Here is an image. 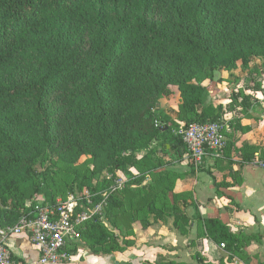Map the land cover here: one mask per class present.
I'll return each mask as SVG.
<instances>
[{
	"label": "trees",
	"instance_id": "obj_1",
	"mask_svg": "<svg viewBox=\"0 0 264 264\" xmlns=\"http://www.w3.org/2000/svg\"><path fill=\"white\" fill-rule=\"evenodd\" d=\"M253 58L264 64V0H0V228L27 216L39 193L55 204V164L74 174L85 156L97 163L88 179L110 173L97 184L74 174L68 192L77 194L105 190L117 170L143 172L155 151L137 153L157 142L188 158L172 127L221 121L222 106L204 105L203 81L215 70L252 71ZM174 91L172 117L161 101ZM42 158L51 165L39 170ZM117 197L103 214L112 224ZM194 218L206 239L235 250L220 219L197 209ZM102 219L86 221L80 239L107 253L119 241Z\"/></svg>",
	"mask_w": 264,
	"mask_h": 264
},
{
	"label": "crops",
	"instance_id": "obj_2",
	"mask_svg": "<svg viewBox=\"0 0 264 264\" xmlns=\"http://www.w3.org/2000/svg\"><path fill=\"white\" fill-rule=\"evenodd\" d=\"M249 68L215 70L203 82L204 105L222 106L226 146L221 156L206 155L198 170L167 143L143 172L136 167L115 171L124 180L116 191L120 207L113 224L106 216L102 223L117 236L118 248L93 252L80 239L76 260L66 264H264V167L252 161L257 156L264 162V64L253 58ZM170 103L163 100L161 106L174 117L177 109ZM251 148L254 156L248 161ZM149 151L141 149L137 156ZM150 206L155 211L146 213ZM195 209L227 225L238 240L233 252L202 235ZM145 219L150 221L146 227ZM5 244L13 264H38V251L25 232L7 236Z\"/></svg>",
	"mask_w": 264,
	"mask_h": 264
},
{
	"label": "built area",
	"instance_id": "obj_3",
	"mask_svg": "<svg viewBox=\"0 0 264 264\" xmlns=\"http://www.w3.org/2000/svg\"><path fill=\"white\" fill-rule=\"evenodd\" d=\"M222 127L221 121L193 120L178 131L194 169L199 168L208 154L221 156L226 146ZM252 161L264 167V162L257 156ZM123 184V178L115 176L108 188L99 193L85 189L82 193H69L55 204H36L15 225L0 228V264H13L5 240L7 236L20 232H25L28 241L36 247L38 264L72 262V248L80 240V227L91 218L102 219L109 195L121 189Z\"/></svg>",
	"mask_w": 264,
	"mask_h": 264
},
{
	"label": "rangeland",
	"instance_id": "obj_4",
	"mask_svg": "<svg viewBox=\"0 0 264 264\" xmlns=\"http://www.w3.org/2000/svg\"><path fill=\"white\" fill-rule=\"evenodd\" d=\"M206 80H204L203 82H205ZM241 89V88H240ZM167 101H170L174 108L173 111H175L177 109V103H178V95L177 92L174 91L173 94H171L170 96H168V98H166ZM191 120V117L188 118ZM183 120H181L177 126L172 127V134L173 135H177L178 131L183 127ZM222 132H223V127H222ZM171 134V135H172ZM165 140L167 142H170L171 144L173 143V139L171 138L170 135H167L165 137ZM150 150H154L156 151L157 149H161V145L159 142H157L156 144L152 145L149 147ZM141 151V150H140ZM140 151H138V153H140ZM169 153V152H168ZM168 156V154H166ZM168 159H172V156L169 155ZM51 165V162H49L47 160V158H42L40 159L37 163H36V168L39 170H43L46 165ZM79 164L77 165V174L78 176L80 175H85L84 179H88V173L93 169V167L95 165H97V163H95L94 161L92 162H87V159L85 156L81 157L79 160ZM49 165V166H50ZM54 177H55V188L53 190H51V194H55V201L57 200H63L66 198V196L70 193L68 192L69 186H70V181L73 178V173L72 171H67L64 168H61V166H58L55 164L54 166ZM109 172L106 171L105 169H102L99 172H95L94 175L92 177H90V179H88L89 183L91 184H97V183H101L102 181H104V179H109ZM78 179H80V177H78ZM88 189L86 186L84 187H76L74 191H76L77 193H82L83 190ZM46 196L43 193H39L35 199V202H31L27 201L26 205L27 206H33L36 205L38 203H41L42 201H45ZM31 204V205H30ZM81 243V242H80ZM83 243V242H82ZM85 245V244H84ZM76 259L74 258L73 261H75Z\"/></svg>",
	"mask_w": 264,
	"mask_h": 264
}]
</instances>
